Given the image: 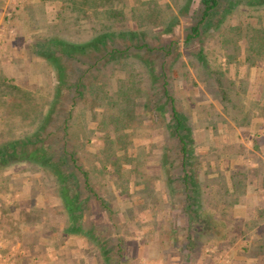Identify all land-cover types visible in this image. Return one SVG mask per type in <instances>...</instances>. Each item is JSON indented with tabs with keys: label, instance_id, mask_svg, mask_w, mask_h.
I'll return each mask as SVG.
<instances>
[{
	"label": "rangeland",
	"instance_id": "rangeland-1",
	"mask_svg": "<svg viewBox=\"0 0 264 264\" xmlns=\"http://www.w3.org/2000/svg\"><path fill=\"white\" fill-rule=\"evenodd\" d=\"M58 5L59 0H0V57L13 52L16 59L27 63L18 84L28 90L42 84L37 66L45 61L31 51L50 37L78 43L110 25L111 30H127L130 36H139L151 46L173 43L172 52L165 59L134 51L120 61L122 65L127 63L122 68L119 63L102 60L89 72L85 83L88 88L97 87L98 99L94 101V93L88 90L79 107L86 115L90 140L80 142L79 134L75 138L77 124H73L70 145L82 143L76 153L78 162L87 169L93 170L94 165L97 169L94 160L109 157L110 151L105 144L106 130H94L101 116L93 120L90 109L114 111L119 116L123 105L110 108L106 95L114 96L121 86L126 89L134 85L128 90L132 95L128 105L132 120L121 118L126 122L119 131L128 143L121 154L129 155L131 163L123 164L120 173L109 166L105 171L107 178L96 176L92 180L95 193L82 196L86 199L85 217L76 224L82 228L94 224L98 239L124 241V264H264V254L253 257L241 251L243 243L247 247L251 243L255 251L264 244V223L241 233L251 227L253 208L264 211V112L260 111L264 105V62L255 59L250 64L242 38L236 37V41L225 45L223 41L233 31H220L216 27L218 18L211 20L201 41L184 44L199 11V0H117L113 5L88 9L86 14L67 12L61 18L56 16ZM105 13L116 20H104ZM238 15L244 18L245 13ZM230 22L234 25L237 21ZM126 33L121 35L119 45H125L122 39L128 37ZM227 54L234 57L228 60ZM136 56L156 73L163 61L169 92L184 121L182 132L189 154L188 194L199 218L197 223H204L203 237L197 238V232L191 234L194 244L188 258L186 252L179 250L186 240L182 227L188 221L179 145L169 117L160 119L145 107L147 103L152 107L160 97L161 81H150L146 67ZM23 122L15 136L34 131L28 119ZM3 140L1 135L0 142ZM119 141L120 137L113 138L111 145L115 147ZM25 169L19 164L5 171L17 173L13 186L22 195L19 200L14 198L16 193L0 190V235L17 239L24 235L29 252L56 246L61 259L51 264H96L91 240L66 231L74 223L63 215L56 187L43 185L45 177L42 174L41 178L40 172L41 181L36 186ZM231 175L234 178L230 179ZM117 176L121 181L118 187L114 184ZM126 176L127 184L123 182ZM247 204L250 208L241 210ZM230 230L225 243L217 241L216 237L221 238L224 231ZM39 234L53 235L55 239L38 248L33 237Z\"/></svg>",
	"mask_w": 264,
	"mask_h": 264
},
{
	"label": "trees",
	"instance_id": "trees-1",
	"mask_svg": "<svg viewBox=\"0 0 264 264\" xmlns=\"http://www.w3.org/2000/svg\"><path fill=\"white\" fill-rule=\"evenodd\" d=\"M116 1L59 0V5L56 7V16L60 18L66 17L65 14L67 12L73 11L86 14L88 9L113 5ZM187 4L188 2L185 4V9ZM239 12L245 13L244 18L238 15ZM113 14L120 15L121 13L113 12ZM103 16L104 20H110V22H112L111 20H116L109 13H105ZM215 18H218L216 27H220V31L231 30L236 32L234 35H232V32L230 36L226 37V40L223 41L225 45L236 41V37L237 39L242 38L248 50L247 59L250 64H253L255 59L264 62V0H199V11L195 14L194 23L189 27L188 33L185 35L184 44L195 39L201 41L200 38L203 32L211 24V20ZM231 20H236V24L232 25ZM164 29L168 30V27L165 26ZM126 32L127 30H111L109 25L83 42L75 43L57 36L50 37L47 39V43H41L31 51V54L38 53L45 60L38 63L39 66H37L42 74V84L33 89L30 88L28 90L15 83L12 79L0 76V136H4V140L0 142V190L4 192L17 191L13 186L15 184H13V179H15L17 173L4 174L10 166L25 165V171L28 173L27 177L34 179L36 186L40 184L43 174L45 178H42V184L56 187L61 199L62 211H65H63V215L66 216V220L74 223L66 231H70L73 236L81 234L85 236L87 241L88 239L91 240L96 249H92L93 251L91 252L96 264H124V241L120 239H111L110 241L106 238L98 239L94 235V224H89L82 228L81 225L76 223L85 217L83 211L86 199L82 196L86 192L95 193L92 187V180L96 176L102 179L107 178L105 171L109 166L115 168V173H120V167L123 164L131 163L129 155L121 154V150H125L124 147L128 143L124 140L125 135H119V131L123 129L122 124L126 122V120L121 121V118H130L132 120L129 113L131 109L128 108L130 96L132 95L128 90L134 85L126 89L121 86L114 96L106 95V98H108L106 99L107 105L110 108H117V106L123 105L119 116H116L118 113L116 114L114 111H97V107L90 109V115L93 120L99 115L101 116L99 121L96 122V129L94 130H106L105 144L110 151V158L102 155L103 158L94 160L96 165H98L97 169L94 165L92 170L82 167L78 162L76 153L82 143L74 147L70 145L73 124L74 126L77 124L75 126V138L79 134L78 140L80 142L86 143L90 140L89 133L87 134L86 132V115L83 114L79 104L88 90L94 93V101L98 99V93L97 87L91 85L88 88L85 80L89 76V72L97 67L102 60L115 64L119 63L118 67L122 68L127 63L122 65L120 61H125L134 51L147 55H158L161 59H165L173 48L172 42L167 45H159L158 47L151 46L146 41L141 40L139 36H130V33ZM124 33L129 38L125 37L122 39L126 41L125 45L122 46L119 45L121 42L120 37ZM222 35L224 36L225 34ZM132 38L135 39L131 40ZM90 51L95 52L96 55L89 56L91 54L89 53ZM233 57L234 55L227 54L228 60ZM135 58L139 59L138 56ZM201 58V56L198 57V59ZM138 61L146 67V74L150 81H161L160 97L154 102L152 107H149L148 103L145 107L152 109L153 113L158 114L160 119H165V116L169 117L170 122L168 121V123H171L170 126L173 128V134L177 138L179 145L181 165L184 169L182 180L184 189H186L185 193L187 194L185 197L187 203L186 213L188 215L186 226L182 227L185 230L186 240L179 250L186 252L185 256L188 258L193 251L194 244L191 234L192 232H197V238L203 237L202 231L204 229L202 228H204V223L203 221L200 224L197 223L199 218L196 211L191 207V195L188 194L190 175L186 167L189 154L185 134L182 132L184 121L176 109L174 97L169 92L168 84L165 80L166 74L163 61L157 73L153 67L152 70L147 68L146 61H141L140 59ZM118 102L119 104H117ZM99 107L103 108L101 105ZM260 111L264 112V105H262ZM166 112H168L167 115H165ZM27 119L29 120L28 124L35 128L34 131L30 133L24 132L20 136H15L14 133L25 124L23 121ZM119 137V145L112 146L111 140ZM39 172L41 173V178L38 177ZM115 178L114 184L118 187L121 181L118 180V176ZM232 178H234V175H231L230 179ZM123 182L126 184L129 182L128 176L124 178ZM9 184H12V186ZM100 202H102L101 199ZM105 208L107 209V207ZM253 212L254 216L249 219L251 227L244 229L241 233L252 227H257L261 222L260 220L263 219V210L256 207ZM222 223L224 222L222 221ZM231 231H224L221 238L216 237L217 241L225 243V239L229 233L231 234ZM110 242H113V245ZM243 245L241 251L249 256L254 257L264 254L263 243L258 245L256 251L251 243L249 247H247L246 243H243Z\"/></svg>",
	"mask_w": 264,
	"mask_h": 264
},
{
	"label": "crops",
	"instance_id": "crops-1",
	"mask_svg": "<svg viewBox=\"0 0 264 264\" xmlns=\"http://www.w3.org/2000/svg\"><path fill=\"white\" fill-rule=\"evenodd\" d=\"M11 48L12 47H10V49ZM26 65L27 63H22L21 59H16V56L12 52V54L10 53L8 57H0V69H1L0 75L12 79L16 83H18L22 80L21 79L22 78L21 76L23 74L22 71L23 68L26 67ZM9 69L11 71H9ZM9 173H10L9 171L4 172V174H9ZM10 193L12 194L16 193L14 198L16 197L19 198V200H21L20 197L22 195L21 192L15 190ZM240 208L241 210H248L250 207L249 204H247L245 207L242 206ZM253 216L254 215L251 214L250 218H252ZM262 223H264V221L260 222V224ZM54 239L55 237H53V235H50L49 237L48 236L42 237L39 234L33 237L34 244L38 245V248H42L43 245L46 246L45 245L46 241H48L49 243L50 241H54ZM44 248L45 250L43 252L41 251L29 252L27 249H25L24 235L21 237V239L19 238L17 239L16 237L9 235L7 236L0 235V264H51L56 260L59 261V259H61V257L55 251V249H57L56 246L53 245V248H48V246ZM36 261L38 263H36Z\"/></svg>",
	"mask_w": 264,
	"mask_h": 264
}]
</instances>
